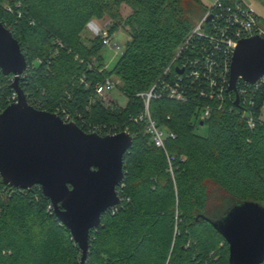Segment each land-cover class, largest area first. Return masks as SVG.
Returning a JSON list of instances; mask_svg holds the SVG:
<instances>
[{"label": "trees", "instance_id": "trees-1", "mask_svg": "<svg viewBox=\"0 0 264 264\" xmlns=\"http://www.w3.org/2000/svg\"><path fill=\"white\" fill-rule=\"evenodd\" d=\"M235 1L220 0L224 6ZM124 8L131 11L127 17ZM209 10L202 0H0V22L28 62L19 83L28 102L63 119L68 114L85 132L90 124L118 125L135 137L124 156L121 201L91 231L85 264H229L228 244L201 216L218 220L246 201L264 206V88L253 98L254 128L242 116V102L233 101L235 92L223 110L212 102L204 121L198 108L209 101L195 92L187 103L152 100L153 119L176 134L166 144L172 172L145 124L132 120L144 110L137 95L151 88ZM106 17L113 21L110 36L121 26L131 36L111 70L100 55L102 37L89 44L82 38L91 20ZM113 76L128 99L123 109L93 101L94 85ZM13 81L0 71V112L12 103ZM199 126H206L205 136ZM81 257L41 187L19 190L0 177V264H80Z\"/></svg>", "mask_w": 264, "mask_h": 264}, {"label": "water", "instance_id": "water-1", "mask_svg": "<svg viewBox=\"0 0 264 264\" xmlns=\"http://www.w3.org/2000/svg\"><path fill=\"white\" fill-rule=\"evenodd\" d=\"M27 69L19 42L0 22V71L14 76L12 87L17 95L0 112V177L19 190L41 187L57 219L78 244L80 264H85L91 231L121 201L118 187L124 178V156L134 138L125 132L110 136L87 133L57 113L35 108L19 84ZM262 77L264 38L257 35L240 40L228 91L237 93L240 80L253 85ZM235 104L239 105L238 94ZM201 217L228 244L229 264L264 263V206L246 201L234 205L221 219Z\"/></svg>", "mask_w": 264, "mask_h": 264}, {"label": "built area", "instance_id": "built-area-1", "mask_svg": "<svg viewBox=\"0 0 264 264\" xmlns=\"http://www.w3.org/2000/svg\"><path fill=\"white\" fill-rule=\"evenodd\" d=\"M8 10L11 9L8 7ZM209 16L212 18L207 21ZM99 35L102 37L104 46L111 45L112 36L109 35L108 29L101 30L97 36ZM257 35L264 38V22L242 0H236L229 6H224L220 0H217L177 48L174 57L151 88L137 95L143 100L144 110L132 120L135 123L145 124V132L150 136L151 143L165 151L171 172L174 158L167 151L166 144L168 140L175 139L176 134L160 126L153 119L150 113L151 101L167 98L187 103L194 100L193 93L195 92L209 101L199 106L198 120L204 121L210 117L214 109L212 102L217 104V110H223L229 93L232 59L238 43L242 39ZM115 46L120 49L118 45ZM81 82L86 85V88L90 85L85 82V76L82 77ZM241 82L243 84L240 85ZM119 84L120 82H115L112 77L95 84L93 101L101 102L103 106L111 110L119 108L114 104V98L110 95V90L120 89ZM262 88H264V77L253 85L242 80L237 84L236 97L238 94L239 105L242 102L241 106L245 107L242 116L247 120L250 128H254L258 123L254 115L255 101L253 98ZM16 100L15 93L12 96V103ZM233 101L235 102L236 98ZM64 120L73 122L69 121L68 114H65ZM122 132L135 138L128 126L90 124L87 133L110 136Z\"/></svg>", "mask_w": 264, "mask_h": 264}, {"label": "rangeland", "instance_id": "rangeland-1", "mask_svg": "<svg viewBox=\"0 0 264 264\" xmlns=\"http://www.w3.org/2000/svg\"><path fill=\"white\" fill-rule=\"evenodd\" d=\"M202 2L204 6L211 9L212 6L217 2V0H202ZM242 2L246 4L254 13H256L260 17L262 22H264V0H242ZM122 12H123L124 17H127L131 13L129 8H124ZM201 17L202 16L200 15L198 16L197 19L195 18L197 23L201 21ZM98 20L101 21L102 30L110 29V27L113 24V21L111 20V18H108V17L104 19H98ZM93 35L92 33H88V30H86L83 32L82 38L84 39L86 43L89 44L90 43L89 41L91 39H94L95 37H97V36L93 37ZM130 40H131L130 29L125 26L119 27L117 31L115 32V34L112 36L111 45L104 46L103 50L100 53L107 69L111 70L114 68L122 52L124 51L127 42H129ZM115 45H118L120 49H117ZM112 80H114L115 82L119 81L120 82L119 87L121 86V80L118 77L113 76ZM110 95H112V97L114 98L113 99L114 104L118 106L119 108L123 109L127 105L128 99L126 95H124L121 92L119 88H114L113 90H110ZM260 117H261V121L264 123V105L261 109ZM197 133L205 136L207 134L206 126H199L197 129ZM87 260H88V257L86 259V262Z\"/></svg>", "mask_w": 264, "mask_h": 264}, {"label": "crops", "instance_id": "crops-1", "mask_svg": "<svg viewBox=\"0 0 264 264\" xmlns=\"http://www.w3.org/2000/svg\"><path fill=\"white\" fill-rule=\"evenodd\" d=\"M86 30H88V33H92L93 37L94 36H97L100 32H101V21L98 20V19H93L91 20L87 27H86ZM85 30V31H86ZM91 38V37H90Z\"/></svg>", "mask_w": 264, "mask_h": 264}]
</instances>
